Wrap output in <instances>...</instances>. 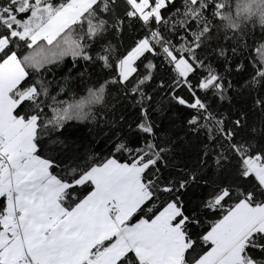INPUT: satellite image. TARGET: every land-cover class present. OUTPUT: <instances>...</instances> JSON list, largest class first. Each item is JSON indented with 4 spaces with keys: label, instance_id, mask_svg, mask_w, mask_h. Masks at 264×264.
<instances>
[{
    "label": "snow or ice",
    "instance_id": "obj_1",
    "mask_svg": "<svg viewBox=\"0 0 264 264\" xmlns=\"http://www.w3.org/2000/svg\"><path fill=\"white\" fill-rule=\"evenodd\" d=\"M0 264H264V0H0Z\"/></svg>",
    "mask_w": 264,
    "mask_h": 264
}]
</instances>
